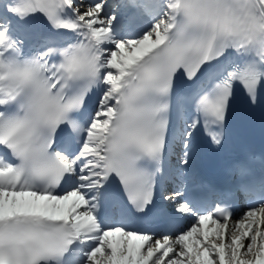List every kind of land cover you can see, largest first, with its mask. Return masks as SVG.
<instances>
[{"label": "snow or ice", "instance_id": "1", "mask_svg": "<svg viewBox=\"0 0 264 264\" xmlns=\"http://www.w3.org/2000/svg\"><path fill=\"white\" fill-rule=\"evenodd\" d=\"M237 115L264 0H0V264H264V160L191 178Z\"/></svg>", "mask_w": 264, "mask_h": 264}, {"label": "bare ground", "instance_id": "2", "mask_svg": "<svg viewBox=\"0 0 264 264\" xmlns=\"http://www.w3.org/2000/svg\"><path fill=\"white\" fill-rule=\"evenodd\" d=\"M87 1H88V0H87ZM87 1H86V2H87Z\"/></svg>", "mask_w": 264, "mask_h": 264}]
</instances>
